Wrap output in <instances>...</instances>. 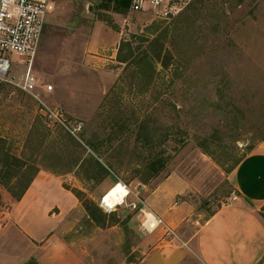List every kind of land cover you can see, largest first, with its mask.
<instances>
[{"label":"rangeland","instance_id":"obj_1","mask_svg":"<svg viewBox=\"0 0 264 264\" xmlns=\"http://www.w3.org/2000/svg\"><path fill=\"white\" fill-rule=\"evenodd\" d=\"M190 3L163 18L119 11L115 0H57L32 60L37 97L0 86V137L30 164L12 165V174L49 169L108 216L99 226L78 198L59 229L88 264H149L154 253L179 252L161 249L160 233L143 234L132 206L100 207L113 184L140 191L185 241L231 204L237 161L264 143V0ZM122 42L123 55L138 62L119 61ZM10 57L14 72H23L27 56ZM46 107L62 109L69 128L52 122ZM149 160L159 166L154 175ZM15 200L0 183V232ZM0 252L4 264L17 254ZM176 257L175 264H202L191 254Z\"/></svg>","mask_w":264,"mask_h":264},{"label":"crops","instance_id":"obj_2","mask_svg":"<svg viewBox=\"0 0 264 264\" xmlns=\"http://www.w3.org/2000/svg\"><path fill=\"white\" fill-rule=\"evenodd\" d=\"M239 198L213 212L179 246L163 240L160 248L179 252L154 253L149 264H175L176 256L191 254L202 264H259L264 258V143L247 154L233 171ZM78 197L64 187L61 176L40 168L20 200L11 203L0 246L17 250L10 264H88L67 242L59 229L79 208ZM174 227L173 222L168 221ZM154 232V233H155ZM151 233V234H154ZM14 252V251H13ZM173 252V251H172ZM180 257V256H179ZM4 255L0 252V264Z\"/></svg>","mask_w":264,"mask_h":264},{"label":"built area","instance_id":"obj_3","mask_svg":"<svg viewBox=\"0 0 264 264\" xmlns=\"http://www.w3.org/2000/svg\"><path fill=\"white\" fill-rule=\"evenodd\" d=\"M191 0H131L132 11L153 13L155 16L168 18L178 15ZM57 0H0V86L10 83L14 89L31 94L35 97V90L39 86V79L32 68V60L38 49L44 27L48 18L56 8ZM11 54L27 56V66L23 72H14L15 61ZM52 84L44 86L46 91L52 90ZM52 122L65 125L67 118L62 109L41 108ZM81 128V124L74 127L73 133ZM118 184V183H117ZM121 189L113 196L112 204L105 201L108 193L100 201V207L105 211L116 210L122 206H132L141 217L140 230L143 234H151L161 229V238L167 242L181 240L177 228L166 221L162 216L151 210L140 191H132L125 182H119ZM134 195L135 200L128 203ZM239 198L235 192L228 205ZM183 241V240H181ZM184 244L186 242L183 241Z\"/></svg>","mask_w":264,"mask_h":264},{"label":"trees","instance_id":"obj_4","mask_svg":"<svg viewBox=\"0 0 264 264\" xmlns=\"http://www.w3.org/2000/svg\"><path fill=\"white\" fill-rule=\"evenodd\" d=\"M204 0H194L192 3H190L189 7H191L192 5H194L195 3H202ZM116 3V8L119 11H123L127 8L130 7V3L131 0H115ZM125 43H121L120 45V51H119V61L121 62H132L133 60L137 61V59H133L131 58L130 53L129 55H123L122 53V45ZM148 55L145 53L144 56H142L143 58H146ZM157 58H160V54L157 55ZM140 61V60H139ZM138 62V61H137ZM165 66H167V63H164ZM4 139H2V137H0V155H2V159H0V164L2 165V167H5V171L3 172V174H0V183H3L6 187H8L9 191L11 192L12 196L16 199V200H20L22 198V196L24 195V193L26 192V190L29 188V186L31 185L36 173L38 172L35 171L32 174H27V171H18V174H12V172L10 171V167L12 165H16L18 167H27L29 166V162L27 161V159H24V157H20L18 155L13 154L12 152H10L7 147L4 146L5 141H3ZM150 143V142H148ZM244 158V157H243ZM242 158V159H243ZM238 160L236 166L239 164V162L242 160ZM154 160H149L148 162V167H151L152 169L150 170V174L154 175L157 172H159V166L155 167V163ZM94 165H96V168H100L102 170H104V172L107 171V167L105 165H103V163H101L100 160L95 159ZM235 166V167H236ZM97 173H101V171H98ZM73 192L76 194V196L83 201V204L86 208V211L89 215V217L99 226H104L107 223L108 220V216L107 214L103 213V211L99 208L98 204L90 199H83L81 196V192L82 191H75L73 190Z\"/></svg>","mask_w":264,"mask_h":264},{"label":"bare ground","instance_id":"obj_5","mask_svg":"<svg viewBox=\"0 0 264 264\" xmlns=\"http://www.w3.org/2000/svg\"><path fill=\"white\" fill-rule=\"evenodd\" d=\"M121 187H122V185L119 184V183L118 184L117 183L113 184L111 186L109 192H106V193H108V195L106 196L105 201H107V203H109V204H112V201H113L112 198H113V196L116 194V192L118 191V189H121Z\"/></svg>","mask_w":264,"mask_h":264},{"label":"clouds","instance_id":"obj_6","mask_svg":"<svg viewBox=\"0 0 264 264\" xmlns=\"http://www.w3.org/2000/svg\"><path fill=\"white\" fill-rule=\"evenodd\" d=\"M119 191V190H118Z\"/></svg>","mask_w":264,"mask_h":264}]
</instances>
